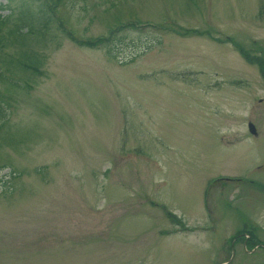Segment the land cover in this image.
Returning a JSON list of instances; mask_svg holds the SVG:
<instances>
[{
  "label": "rangeland",
  "instance_id": "374dc122",
  "mask_svg": "<svg viewBox=\"0 0 264 264\" xmlns=\"http://www.w3.org/2000/svg\"><path fill=\"white\" fill-rule=\"evenodd\" d=\"M54 11L31 88L0 81V264H264V0Z\"/></svg>",
  "mask_w": 264,
  "mask_h": 264
},
{
  "label": "trees",
  "instance_id": "16d2710c",
  "mask_svg": "<svg viewBox=\"0 0 264 264\" xmlns=\"http://www.w3.org/2000/svg\"><path fill=\"white\" fill-rule=\"evenodd\" d=\"M14 0H7L9 5ZM58 0H20V8L15 21H10V14L1 12L2 6L0 3V81L3 85L9 87H19L28 90L32 86V82L24 79L19 82V79L14 76L15 71L30 76L40 74L42 59L38 53L28 47L27 43L36 41L39 42L44 38L51 21L52 15L49 12L55 13V5ZM36 3L35 10L31 4ZM134 25V24H132ZM120 26L118 25L117 28ZM114 29H110L111 31ZM179 33L182 30H176ZM186 34L199 33L197 28L185 29ZM69 36L79 45L97 46L101 43H107L113 39L114 34H103L96 37L82 38L76 37L69 31ZM10 45L18 46L19 50L16 53H9L7 47ZM240 52L249 57V51L243 48V45L235 43ZM259 65H262L264 55L258 54L256 57ZM263 70L264 68H261ZM6 87V88H7ZM5 103V104H3ZM10 102L8 97L4 100V93L0 91V125L9 117ZM177 219V218H176ZM249 240H252L251 237Z\"/></svg>",
  "mask_w": 264,
  "mask_h": 264
},
{
  "label": "flooded vegetation",
  "instance_id": "af4514ba",
  "mask_svg": "<svg viewBox=\"0 0 264 264\" xmlns=\"http://www.w3.org/2000/svg\"><path fill=\"white\" fill-rule=\"evenodd\" d=\"M259 54H261V53H259ZM258 71H259V75L262 77V80L264 81V69L263 70H261L259 67H258ZM261 92H262V95H259L258 97H257V100L260 102V103H262V108L264 109V91H263V88H261ZM248 122H252V121H248ZM248 122H247V124H248ZM255 125V124H254ZM255 127H256V125H255ZM252 133V132H251ZM257 133V130H256V132L255 133H253V134H256ZM261 191H264V182H263V185L261 186ZM250 235V237H251V234H249ZM248 235V236H249ZM246 241H249V237H247V239H246ZM251 241V240H250ZM251 242H253V241H251Z\"/></svg>",
  "mask_w": 264,
  "mask_h": 264
},
{
  "label": "water",
  "instance_id": "95a60500",
  "mask_svg": "<svg viewBox=\"0 0 264 264\" xmlns=\"http://www.w3.org/2000/svg\"><path fill=\"white\" fill-rule=\"evenodd\" d=\"M248 130L250 131V132H252V133H255L256 132V127H255V125H254V123L253 122H248Z\"/></svg>",
  "mask_w": 264,
  "mask_h": 264
},
{
  "label": "bare ground",
  "instance_id": "6f19581e",
  "mask_svg": "<svg viewBox=\"0 0 264 264\" xmlns=\"http://www.w3.org/2000/svg\"><path fill=\"white\" fill-rule=\"evenodd\" d=\"M179 221V220H178ZM253 243H254V241H253ZM256 244V243H255Z\"/></svg>",
  "mask_w": 264,
  "mask_h": 264
}]
</instances>
